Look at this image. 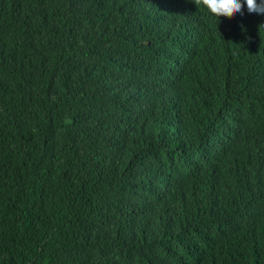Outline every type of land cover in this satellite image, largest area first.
<instances>
[{
	"label": "trees",
	"instance_id": "obj_1",
	"mask_svg": "<svg viewBox=\"0 0 264 264\" xmlns=\"http://www.w3.org/2000/svg\"><path fill=\"white\" fill-rule=\"evenodd\" d=\"M202 0H0V264H264V16Z\"/></svg>",
	"mask_w": 264,
	"mask_h": 264
},
{
	"label": "clouds",
	"instance_id": "obj_2",
	"mask_svg": "<svg viewBox=\"0 0 264 264\" xmlns=\"http://www.w3.org/2000/svg\"><path fill=\"white\" fill-rule=\"evenodd\" d=\"M202 6L211 13L227 14L233 16L237 13L243 14L246 8L248 13L264 16V0H202Z\"/></svg>",
	"mask_w": 264,
	"mask_h": 264
}]
</instances>
